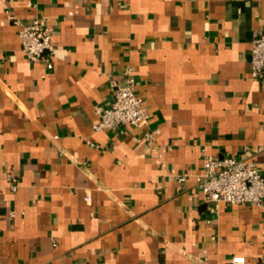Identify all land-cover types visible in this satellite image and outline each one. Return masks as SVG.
Here are the masks:
<instances>
[{
  "label": "crops",
  "instance_id": "crops-1",
  "mask_svg": "<svg viewBox=\"0 0 264 264\" xmlns=\"http://www.w3.org/2000/svg\"><path fill=\"white\" fill-rule=\"evenodd\" d=\"M35 16L50 69L21 49ZM262 31L264 0H0V264H264L261 208L196 180L205 156L264 177ZM126 66L147 119L95 131Z\"/></svg>",
  "mask_w": 264,
  "mask_h": 264
},
{
  "label": "built area",
  "instance_id": "built-area-1",
  "mask_svg": "<svg viewBox=\"0 0 264 264\" xmlns=\"http://www.w3.org/2000/svg\"><path fill=\"white\" fill-rule=\"evenodd\" d=\"M9 11H7V14ZM53 27L46 18L35 16L23 24L18 36L21 49L31 61L42 60L46 68L52 67ZM250 74L259 80L264 79V31L255 33L250 50ZM133 68L126 66L119 82H113V100L107 107L95 106L99 120L93 124V130L104 129L122 131L125 127H137L147 119L144 99L134 90ZM158 130L144 133L146 140H152ZM10 181L15 178L8 172ZM183 178H181L182 180ZM197 186L202 191L205 201L223 202L227 205L249 204L262 210L261 233L264 236V177L254 161L235 157L212 158L205 156L201 173L197 176ZM0 184V189H1ZM15 189V185H11ZM90 199L89 196L86 197ZM14 212H10L12 217ZM231 264H245L243 256H233Z\"/></svg>",
  "mask_w": 264,
  "mask_h": 264
}]
</instances>
